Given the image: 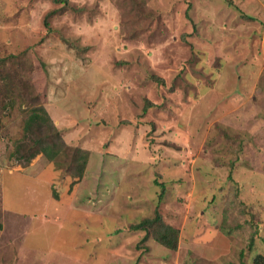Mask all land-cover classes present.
I'll return each instance as SVG.
<instances>
[{
    "label": "rangeland",
    "instance_id": "1",
    "mask_svg": "<svg viewBox=\"0 0 264 264\" xmlns=\"http://www.w3.org/2000/svg\"><path fill=\"white\" fill-rule=\"evenodd\" d=\"M68 1L89 11L65 10L47 32L42 19L60 5L0 0V58L29 49L0 65V82L18 69L22 109L43 106L69 147L90 152L77 182L59 165L66 152L59 164L40 154L25 165L12 156L22 113L0 110V264L264 256V0ZM222 130L240 135L241 152L235 139L225 149ZM240 160L228 180L225 164ZM163 187L178 249L151 239L136 249L144 233L127 227L152 216Z\"/></svg>",
    "mask_w": 264,
    "mask_h": 264
},
{
    "label": "trees",
    "instance_id": "2",
    "mask_svg": "<svg viewBox=\"0 0 264 264\" xmlns=\"http://www.w3.org/2000/svg\"><path fill=\"white\" fill-rule=\"evenodd\" d=\"M51 1L55 5H60L61 8L53 9L44 15L42 24L47 32L51 31L49 22L50 19L56 15H59L63 11L69 9L76 15H81L82 13H87V11H89L87 6L76 8L74 5H71L68 0ZM184 42L187 41L184 40ZM27 53H29V49H24L23 51L17 53H9L6 55V57L0 58V65L9 61L12 62L13 60H17ZM8 68H10L7 70L9 72H4V75H1L3 80L0 82V110L5 111L8 110V108L14 109L15 106H18V110L22 113V130L24 133L23 139L16 144V151L12 154V156H14L19 162H23V164L27 165L37 155L41 154L48 162L59 164L57 161L60 160L61 153L66 152L67 159L65 163H61L59 165L65 166L66 172L69 173L70 177L74 179L73 182L81 180L85 174L90 152L86 149H81L78 147H69L61 135V129H58L55 126L54 121L51 119L43 106L30 104V108L22 109L21 106L24 104L23 101L25 94L22 95L23 85L21 86V77L19 76L18 69H14L12 66ZM2 71L3 69L0 68V72ZM151 79H154L157 83L163 82L161 79H158L154 76H152ZM27 95L29 94L27 93ZM34 99H37L36 96ZM154 106L155 105L153 103L147 101L143 108V112ZM1 125L2 124H0V130L2 128ZM151 125L153 126V124ZM221 132L223 134V136L221 135L223 142L226 146L225 149L233 151L234 149L233 147L231 148L230 144H234L233 142L235 141L233 139H235L237 145L239 146H237V148L240 150V152L243 150V140L239 134L235 133V137L234 135L232 136L233 139L227 140V132L225 133L224 130ZM244 156L245 154L241 155L240 158ZM236 159H238V157H236ZM215 163L218 166H224L223 161L220 159H216ZM244 164L245 160H240L238 162L232 161L230 164H225V167L228 169L227 179L231 180L233 176L232 172L235 170V168H238L239 166L242 167ZM55 194L56 193H53V195ZM164 195L165 188L163 187L161 194L158 196V200L153 209V214L151 217L144 218L139 222L131 224L127 227L129 231H140L144 233L143 238L136 245V249H143V251L148 250L147 246H144L143 244L148 239H151L153 242L158 243L161 247H164L168 251H177L181 239V231L177 226L173 225L171 221H169L170 219L165 217L163 213L164 210L161 205V199L164 197ZM224 219L225 216L221 225L218 226L220 230L224 228ZM2 227L3 226L0 223V230H2ZM214 227H216V225ZM250 235L251 236L246 247V250L248 251H252L254 248L255 238L259 236L258 230L253 229ZM244 253L245 252L240 253V258L243 257ZM250 260H252L253 264H264V256L260 254H257ZM239 264H242V261H240Z\"/></svg>",
    "mask_w": 264,
    "mask_h": 264
},
{
    "label": "crops",
    "instance_id": "3",
    "mask_svg": "<svg viewBox=\"0 0 264 264\" xmlns=\"http://www.w3.org/2000/svg\"><path fill=\"white\" fill-rule=\"evenodd\" d=\"M192 192H193V193H192ZM192 192H191V193H192L191 195H190V194H187V195H190V198L194 195V191H192ZM2 226H3V225H2ZM2 230H3V227H2ZM2 230H1V231H2ZM223 236H224V235L222 234V237H223ZM224 237H225V238H224ZM224 237H223V239H222V243H223V244H226V242L228 243L229 241L226 239V236H224ZM217 238H219V237H217ZM220 239H221V238H220ZM229 243H230V242H229Z\"/></svg>",
    "mask_w": 264,
    "mask_h": 264
}]
</instances>
